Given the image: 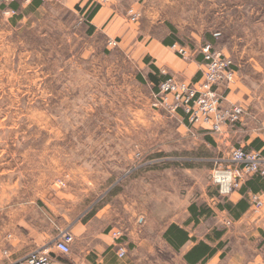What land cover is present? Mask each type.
Returning <instances> with one entry per match:
<instances>
[{
    "label": "rangeland",
    "instance_id": "rangeland-1",
    "mask_svg": "<svg viewBox=\"0 0 264 264\" xmlns=\"http://www.w3.org/2000/svg\"><path fill=\"white\" fill-rule=\"evenodd\" d=\"M113 2L133 26L142 18L137 5L153 7L158 18L175 27L183 43L207 40L231 57L251 90L264 91V0H92L86 13L100 3ZM2 3L1 239L6 241L10 234L4 220L9 218L8 205H19L23 214L42 197L68 192L74 199L87 194L99 197L93 209L114 194L129 192L133 177L149 180L151 176L155 181V173L148 170L157 163L164 165L165 187L178 183L173 167L180 161L171 157L178 148L170 140L178 119L169 109L153 104L155 91L151 94L136 78L115 38L108 44L109 38L100 30L90 33L87 14L81 10L86 4L33 0L29 7L26 0H16L11 10ZM129 10L137 13L135 20ZM160 138L169 139L164 147L156 146ZM191 151L205 156L199 146ZM227 152L190 162L196 165L197 179L211 191L215 158ZM160 153L169 156L161 162L151 159ZM147 187L136 186L148 192ZM47 227L54 235L60 230L52 222ZM117 230L119 236L114 234ZM112 237L125 236L115 228ZM72 246L75 253L77 248ZM138 255L136 251L128 256L131 264H167L166 252L142 260ZM65 263L74 264L70 258ZM260 263L264 264V256Z\"/></svg>",
    "mask_w": 264,
    "mask_h": 264
},
{
    "label": "crops",
    "instance_id": "crops-1",
    "mask_svg": "<svg viewBox=\"0 0 264 264\" xmlns=\"http://www.w3.org/2000/svg\"><path fill=\"white\" fill-rule=\"evenodd\" d=\"M91 1L67 0V3L86 4L84 9L81 7L86 13ZM2 2L3 8L11 10H14L11 3L17 5L16 0ZM26 2L29 7L33 5V0ZM119 8L114 2L100 3L95 7L90 18L86 15L90 33L100 30L108 38H115L135 69L136 78L149 87L151 94L168 75L192 83L201 80L203 65L199 49L207 40L197 41V44L183 43L175 27H169L158 18L153 7L137 5L142 16L137 26L131 25ZM173 42L185 45L189 57L179 56L171 46ZM236 80L229 87L218 84L216 89L224 96L223 104L231 101L245 107L242 121L225 123L220 131H213L207 124L188 123L180 111L172 113L178 119L171 127L170 139L178 148L171 155L180 161L173 167L176 170L173 178H178V183L171 188L165 187V168L162 163H157L148 170L155 173V181L151 176L149 180L133 177L129 192L114 194L93 209L91 206L99 204V197L92 199L87 194L74 199L68 192H56L59 197H42L23 214L19 213V205H8L5 213L9 212V218L4 220L10 225V234L6 241L0 236V249L7 247L0 251V264L23 261L28 251L35 247H47L53 250V256L58 257L59 252L49 247L54 235L47 227L50 222L58 229L69 228L74 234L71 246L74 243L77 249L75 253L70 251L69 255H64L74 264H131L132 259L129 260L128 256L136 251L139 252L138 260L166 252L167 264L174 261L184 264H261L264 256V202L260 211H253L248 193L257 191L264 199V178L252 175L238 189L220 195L214 185L211 191L197 179L196 165L190 163L211 159L237 146L263 148L259 135L264 126V91L251 90L238 71ZM168 141L157 139L156 146L164 147ZM198 146L205 150L204 157L191 151ZM166 156L169 155L160 153L151 159L163 161ZM179 174L185 178L181 179ZM137 185L149 186L148 192L136 188ZM168 227L172 229L169 231ZM115 228L121 229L125 237H112ZM175 228L182 229L187 235L182 244L173 243ZM201 243L208 249L199 260L187 262L184 254ZM120 245L125 246L124 253L119 252Z\"/></svg>",
    "mask_w": 264,
    "mask_h": 264
},
{
    "label": "built area",
    "instance_id": "built-area-1",
    "mask_svg": "<svg viewBox=\"0 0 264 264\" xmlns=\"http://www.w3.org/2000/svg\"><path fill=\"white\" fill-rule=\"evenodd\" d=\"M130 12V19L135 20L137 13ZM82 14H84L82 12ZM86 20V17H85ZM108 44L115 43L113 38ZM175 52L183 57H189L188 48L178 42L171 44ZM202 55V78L197 83L177 79L172 75L163 78L154 93L153 104L161 105L170 111H180L188 123L207 124L213 131H220L225 123H236L243 120L245 107L238 102L223 104L224 96L216 89L218 84L229 87L236 80V70L230 56L215 49L210 42H205L199 49ZM259 139L263 145L260 149H245L241 146L231 148L227 154L216 159L211 169V182L220 195L230 194L252 175L264 178V126L260 129ZM252 210L257 212L263 207L264 199L257 191L248 193ZM229 223V221L227 222ZM119 236L120 231L114 233ZM74 235L69 228L60 229L51 240L52 246L60 255L53 256V250L47 247H35L28 251L23 261H11L8 264H66L64 255L71 251ZM120 253L125 252V246L118 247Z\"/></svg>",
    "mask_w": 264,
    "mask_h": 264
},
{
    "label": "trees",
    "instance_id": "trees-1",
    "mask_svg": "<svg viewBox=\"0 0 264 264\" xmlns=\"http://www.w3.org/2000/svg\"><path fill=\"white\" fill-rule=\"evenodd\" d=\"M11 6L13 8L16 7V5L14 3H11ZM94 11H95V8H93L89 13H87V16H88L87 18H90L91 15L94 13ZM236 205L241 206L242 204L237 203ZM170 229H172V227L169 228V231H170ZM173 232H174V234L172 236L173 237V243L175 245L182 244V242L187 237V235L185 234V231H183L182 229H179V228H175V230ZM207 249H208L207 246L205 247L202 243L201 244H197V245L193 246L189 251H187L184 254V258L189 263L195 262V261L199 260V258L202 256V254ZM212 251H213V249L210 250V252H212Z\"/></svg>",
    "mask_w": 264,
    "mask_h": 264
}]
</instances>
